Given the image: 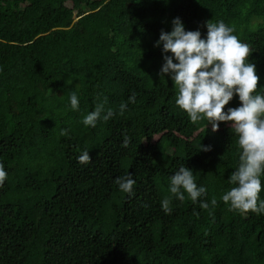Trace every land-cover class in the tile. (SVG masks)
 <instances>
[{"label":"trees","instance_id":"trees-1","mask_svg":"<svg viewBox=\"0 0 264 264\" xmlns=\"http://www.w3.org/2000/svg\"><path fill=\"white\" fill-rule=\"evenodd\" d=\"M175 17L202 38L206 20L233 27L264 93V0H0V264H264V214L221 199L239 164L234 130L191 122L158 76L154 44ZM97 95L115 114L85 126ZM181 165L207 189L196 202L169 191ZM129 173L131 195L114 183Z\"/></svg>","mask_w":264,"mask_h":264},{"label":"clouds","instance_id":"clouds-1","mask_svg":"<svg viewBox=\"0 0 264 264\" xmlns=\"http://www.w3.org/2000/svg\"><path fill=\"white\" fill-rule=\"evenodd\" d=\"M171 23L172 30L161 29L154 44L155 47L162 45L164 60L158 76L170 78L174 83L177 89L175 103L188 114L191 122L206 119L213 132L218 130L219 122L229 123L237 136L239 164L229 177V183L234 187L221 199L230 204V210L264 214V199H259L264 172V93L256 91L260 77L255 64L245 63L250 46L242 43L233 34L235 29L223 21L206 20L202 25L207 28L204 38L199 29L186 31L179 17ZM234 94L238 95L240 106L229 107L225 112V105ZM69 100L71 108L78 110L79 98L75 91L70 93ZM135 100L136 93L132 92L129 102L135 103ZM107 104L106 96L97 95L94 110L84 115L83 124L95 127L99 120H109L115 113L112 108H106ZM126 108L127 103L119 105L121 115ZM128 143L129 138L125 136L123 146ZM210 150L211 146L200 144L199 151ZM77 160L82 164L90 163L89 151L84 150ZM6 175L0 164V185ZM114 183L122 192L133 193L135 180L131 173L117 177ZM169 191L180 201L185 199V192L193 202L207 195L206 187L195 182L193 170L184 165L170 177ZM169 204L168 198L161 201L166 214L172 211ZM211 204L216 205L217 200L213 198ZM200 206L207 209L209 203L201 201Z\"/></svg>","mask_w":264,"mask_h":264}]
</instances>
